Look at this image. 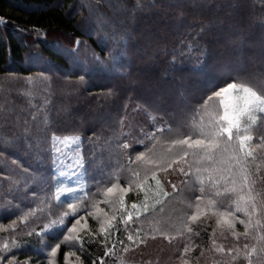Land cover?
I'll use <instances>...</instances> for the list:
<instances>
[{
  "label": "trees",
  "instance_id": "16d2710c",
  "mask_svg": "<svg viewBox=\"0 0 264 264\" xmlns=\"http://www.w3.org/2000/svg\"><path fill=\"white\" fill-rule=\"evenodd\" d=\"M119 1L121 9L115 11L108 0H91L87 5L78 0H0V18L6 21L0 24V210L12 208L11 212L0 211V223L22 219L23 225L13 231L25 238L28 246L12 252L20 262L30 259L29 264H48L51 246L67 232L50 230L43 237L37 233L61 218L70 227L83 216L87 225L77 234L83 247L77 241L62 243L55 264H183L180 257L185 244L191 246L185 257L188 264H247L243 253L232 261L227 249L237 243L241 247L248 243L251 249L257 241L241 237L237 242L228 232L222 236L210 212L192 225L198 235L177 234L181 227L177 217L193 211L188 202H194L198 191H185L163 205L150 202L155 208L148 212L141 208L139 219L133 212L129 228H140L142 237L157 228L175 237L169 241L156 232L155 239L148 235L143 244L127 239L120 217L132 211L133 203L141 205L146 193L148 200L164 199L148 192L155 181L149 178L141 185L144 190L137 187L117 192L123 196V206L104 200L112 183L127 188L130 180L137 179L129 168L143 175L142 167L129 159L145 151L142 145L132 143L143 138L142 129L152 131L167 122L173 131L160 136L155 149L166 151L181 122H190L195 109L213 91L237 78L258 92L264 90V0H140L139 8L137 0ZM90 9L98 11L104 21L102 28L86 25ZM33 29L40 30L39 36ZM201 49L206 50V67L194 71ZM94 55L104 59L109 70H97ZM213 103L222 114L219 98ZM53 134L80 137L79 151L87 171L83 172L84 191L76 197L87 193V200H57L58 175L53 177V160L58 170L65 158L57 156L60 141L54 145ZM261 134L264 115L253 126L254 139L246 147L254 149ZM123 142L132 146L118 150L117 144ZM256 154L259 162L261 150ZM186 159L191 161V157ZM181 166L187 170L183 162L173 168ZM260 174L264 177V164ZM108 176L119 179L102 184L98 191L91 187L93 179ZM203 176L207 180V173ZM72 178L66 177L68 182ZM189 178L198 188L195 177ZM157 179L171 192L168 180L180 187L187 178L169 169L168 173L157 172ZM255 190L264 199V179L257 182ZM115 195L119 194L109 193L107 198L111 201ZM62 201L84 203L86 209L65 217L69 209ZM33 210L35 214L24 220ZM101 222L106 229L109 223L121 228L107 245L100 233ZM236 231L243 232V226L237 223ZM259 235H264V230ZM213 238L225 253L214 250ZM45 243L49 247L45 248ZM112 244L116 245L113 253L104 255ZM69 252L75 254L66 259ZM259 256L251 257L252 264H258Z\"/></svg>",
  "mask_w": 264,
  "mask_h": 264
},
{
  "label": "snow or ice",
  "instance_id": "6c2138e0",
  "mask_svg": "<svg viewBox=\"0 0 264 264\" xmlns=\"http://www.w3.org/2000/svg\"><path fill=\"white\" fill-rule=\"evenodd\" d=\"M140 6V0H137V7L139 8ZM5 23L6 21L0 18V24ZM32 31L36 32L39 36V29H33ZM189 47L191 48L192 46L189 45ZM205 51L204 49L200 50L201 55L197 57V62L193 66L194 71H202L206 67L204 63L206 57L203 55ZM93 62L98 66L97 70H109L107 62L98 55L93 56ZM28 79L30 80L31 77H28ZM83 80L84 76H81V81ZM217 98H219V103L222 107V114L216 111V106L213 103ZM261 115H264V90L258 92L253 87L246 86L244 82H240L239 78H237V81L230 82L226 87L219 88L209 94L203 100V103L195 109V115L191 118L190 122H181L176 138L170 141L166 151L157 152L155 149L160 136L173 131L171 127L166 126L167 122H165V125L154 128L152 131L142 129L143 138L134 140L132 143L142 145L145 151H141L136 155L134 160L131 157L129 159L132 163H136L142 167L143 175L141 176L140 171L129 168L132 175L137 179L130 180L127 188H119L118 182L112 183L111 187H107L105 190L106 198L104 203H111L113 206L118 203L123 206L124 199L122 195H118L115 199L109 201L107 194L113 193L114 189L117 188H119L121 193L135 191L137 187H141L149 178L155 181L158 195L164 198L156 199V204L159 205H163L165 200L170 197L175 198L177 195H182L185 191H198L200 194L195 196L194 202H188V207L192 208L193 211L190 214L184 213L177 217V220L181 224V227L177 230V234L180 236H185V233L198 235L199 233L194 232L192 225L198 224L205 212H210L216 217V225L222 230L220 233L222 236L225 232H228L231 233L237 242L240 241L241 237L245 240L251 237L257 241L258 247L257 245H253L251 249L248 243H244L242 247L237 243L234 247L228 248L227 253L232 261L239 259L241 253H243V258L247 261V264H252L251 257L259 253L258 264H264V235H259L264 230V222H262L264 221V199L260 198L261 193L255 190L257 182L264 179L260 174L261 164H264V134L258 136L259 142L255 145L254 149L251 146L246 148V144L254 139L251 135V130ZM151 119L155 123V117H151ZM64 139L65 141L76 142L79 149V136L65 137ZM60 140L61 137L55 134L52 135L54 145ZM131 146L132 144L129 142L118 143L117 149L126 151ZM257 149L261 150L262 153L259 156V162H257ZM188 157H191V161L186 159ZM149 162H151V166H148ZM181 162L188 166L187 170L182 166L173 168L174 165H180ZM56 163L57 161L54 159L52 168L53 177L58 172L55 167ZM69 164H71V161H69ZM77 167L82 172L87 171L83 159L76 163L73 171ZM193 168L195 169L194 171ZM250 168H254L255 171H250ZM169 169L179 172L187 178L181 181L180 187L171 180H168L167 183L171 187V192L166 191L161 180L157 179V172L168 173ZM203 173H207V180H205ZM59 175L64 176L66 173L59 172ZM192 176L195 177V183L199 186L198 188L193 186V181L189 178ZM113 179L118 181L119 177L108 176L106 179H93L91 187L98 191L102 184L110 182ZM141 190L144 189L141 187ZM74 191L76 189L72 187L66 189L68 193ZM56 198L60 200L59 193H57ZM75 199L81 201L87 200V193ZM147 201L148 196L146 193L145 201L141 205L138 206L136 203H133L131 205L132 211H128L126 216L121 215L120 223L124 226L123 231L127 233V239L134 243L143 244L146 242L148 235H151V238L155 239V233L159 232L161 236L171 241L175 237L169 235L163 228L153 229L152 233H145L143 237L141 236L140 228L134 230L129 228L133 212H135L137 219H139L141 208L144 212L149 211ZM64 202L67 203V208L69 209V211L64 213L65 217L73 216L81 208L86 209L84 203L76 205L70 201H62V203ZM152 208L154 209L155 205H152ZM202 209L205 211L202 212ZM160 210L163 211V207ZM0 211L11 212L12 208L9 207ZM34 214V210L30 211L25 214L23 219L26 220L28 216ZM87 214L94 216L92 212H87ZM83 218V216L76 218L70 227L65 226L64 219L61 218L58 222H53L52 225H49L42 232L37 233V235L43 237L48 235L50 230L59 233L67 232V235H63L62 240L51 246V250L47 254L48 256L55 258L62 243L77 241L81 243V248L83 247L82 238L76 234ZM115 219L116 217L113 215L111 220L115 221ZM171 219L172 217L170 216L169 221ZM21 222L23 221L18 222L17 219H13L12 229L15 230ZM237 223L243 226V232L236 231ZM4 230L7 231V229ZM119 231H121V228L116 224L109 223L106 229L103 222H101L100 233L104 235L103 242L106 245L110 242V237ZM28 234L31 235L32 233L29 232ZM212 235L215 237V230H213ZM186 238L190 239L191 237L189 235ZM118 242L122 245L124 244L123 240ZM212 246L216 252L225 253V248L222 245L218 246L214 238L212 239ZM44 247L47 248L49 246L45 243ZM115 247V244H112L111 247H106L104 255L112 254ZM13 248H21V245L17 244L15 239L12 240L11 244H3V247L0 248V264H29L27 260L23 262L18 261L16 258L17 253L12 252ZM123 250L127 252L129 249L125 246ZM190 251L191 246L185 244L180 257L183 264H188V260L185 257ZM8 253L12 254L8 255ZM74 254L73 252L66 253L65 258L67 259V256ZM48 264H54V261L49 260ZM93 264H95V261H93ZM101 264H103V261H101Z\"/></svg>",
  "mask_w": 264,
  "mask_h": 264
},
{
  "label": "rangeland",
  "instance_id": "374dc122",
  "mask_svg": "<svg viewBox=\"0 0 264 264\" xmlns=\"http://www.w3.org/2000/svg\"><path fill=\"white\" fill-rule=\"evenodd\" d=\"M90 1L91 0H78L79 4H81V5H84V4L87 5L86 3H89ZM108 1L111 4L114 5L115 11H118V10L121 9L120 8L121 7V4H120V1L119 0H108ZM94 10L95 9H90L89 10V14H88L87 20H86L87 21L86 22V25L87 24H94V25H96L100 29V28L103 27V22L104 21L101 19L98 11L97 10L94 11ZM64 138L65 137L61 138L59 147L56 148V154H57V156H62V157L64 156V158H65V162H63L61 165L59 164L60 166H59L58 174H57L58 175V183H57L58 185H57V188H56V194L59 193V196L62 199H63V197H66V198H74V197L80 195L84 191V185H85L84 174L81 171V169L77 167V168H75V171H73V167L76 165V163L79 160H81V154H80L79 149L77 148L76 142H73V141H65ZM246 148H248V147H246ZM66 160H67V162H66ZM69 161H71V164H69ZM59 172H64V173H66V175L60 176L59 175ZM77 174H79V176H77ZM67 175L69 177H73L72 180H70V182H68V180L66 179ZM68 187H72V188L76 189V191H74L72 193H68V192H66V189ZM117 189H119V188H117ZM117 189H114L113 195L114 194L121 195L120 193H117V192H120ZM148 192H150L151 194L152 193H157L156 186H153L151 188V190L149 189ZM115 196H118V195H115ZM147 202H148V204L150 202L151 203L152 202L154 203V202H156V199L148 200ZM151 203L149 204V209L152 208V204ZM142 211H143V209H142ZM17 220H18V222L19 221H22V219H20V218L17 219ZM12 222L9 223L8 225H5L4 223H0V248L3 247V244L4 243L11 244L12 240L15 239L16 243L21 245V248L20 249L21 250H25L28 247V246H25L27 244L26 241H25V238L22 239L17 234V232H14L13 231V229L11 227ZM22 225H23V222L19 223V226L18 227H21ZM86 225H87L86 224V221H83L82 220L80 222V226H78V229H77V233L76 234H78L81 230H83L86 227ZM4 229H7V231H5ZM18 251H19V249H18ZM8 255H11V253L10 254L8 253ZM48 258H49V256H48ZM49 260H53L54 261V258L51 257ZM27 261L29 262L30 259H27Z\"/></svg>",
  "mask_w": 264,
  "mask_h": 264
}]
</instances>
